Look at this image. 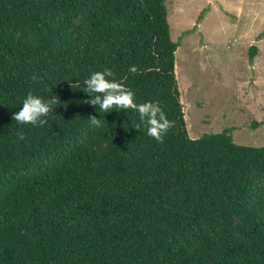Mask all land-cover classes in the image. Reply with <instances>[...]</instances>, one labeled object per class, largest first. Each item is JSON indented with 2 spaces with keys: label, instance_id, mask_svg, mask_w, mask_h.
Listing matches in <instances>:
<instances>
[{
  "label": "trees",
  "instance_id": "trees-1",
  "mask_svg": "<svg viewBox=\"0 0 264 264\" xmlns=\"http://www.w3.org/2000/svg\"><path fill=\"white\" fill-rule=\"evenodd\" d=\"M180 47L167 0H0V264H264V147L190 137ZM105 68L163 142L85 103ZM30 93L61 102L42 127L13 119Z\"/></svg>",
  "mask_w": 264,
  "mask_h": 264
},
{
  "label": "rangeland",
  "instance_id": "rangeland-1",
  "mask_svg": "<svg viewBox=\"0 0 264 264\" xmlns=\"http://www.w3.org/2000/svg\"><path fill=\"white\" fill-rule=\"evenodd\" d=\"M167 7L181 44L178 80L190 137L229 131L238 145L264 147V0H167ZM252 46L259 48L254 62Z\"/></svg>",
  "mask_w": 264,
  "mask_h": 264
},
{
  "label": "clouds",
  "instance_id": "clouds-1",
  "mask_svg": "<svg viewBox=\"0 0 264 264\" xmlns=\"http://www.w3.org/2000/svg\"><path fill=\"white\" fill-rule=\"evenodd\" d=\"M79 86L78 83L73 84ZM89 97L85 103L105 113L112 112H132L138 114L139 122L131 126L136 130L144 127L147 135L157 141L163 142L172 124L167 119L165 112L154 102L138 103L135 94L126 89L115 79L114 72L108 68L103 71L92 73L84 81V91ZM61 104L60 100L52 94L45 99L39 95L28 94L22 101V107L17 112H13V119L22 125L42 127L47 123L50 116H56V106ZM92 125L100 126L101 120L92 116L88 119ZM115 127V126H114ZM124 129L128 124H123ZM23 139V136H21Z\"/></svg>",
  "mask_w": 264,
  "mask_h": 264
}]
</instances>
